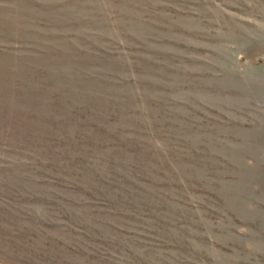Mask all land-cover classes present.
Wrapping results in <instances>:
<instances>
[{
    "label": "rangeland",
    "instance_id": "rangeland-1",
    "mask_svg": "<svg viewBox=\"0 0 264 264\" xmlns=\"http://www.w3.org/2000/svg\"><path fill=\"white\" fill-rule=\"evenodd\" d=\"M0 264H264V0H0Z\"/></svg>",
    "mask_w": 264,
    "mask_h": 264
}]
</instances>
